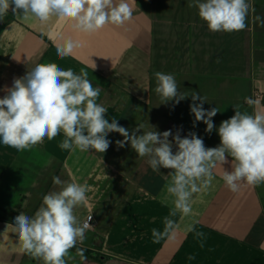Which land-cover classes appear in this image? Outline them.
Listing matches in <instances>:
<instances>
[{"label":"crops","instance_id":"crops-1","mask_svg":"<svg viewBox=\"0 0 264 264\" xmlns=\"http://www.w3.org/2000/svg\"><path fill=\"white\" fill-rule=\"evenodd\" d=\"M128 2L130 21L91 34L75 30L70 20L52 17L41 23L9 11L0 21V98L36 64L56 63L77 74L86 71L102 89L98 103L107 109L106 118H115L129 134L139 124L145 128L137 135L151 126L173 135L179 129L182 138L194 132L205 147H217V129L235 114L234 105L249 114L264 113V27L254 20L264 17V0H249L246 29L232 33L209 31L190 0ZM69 38L82 46L61 58L57 45ZM157 71L174 74L180 92L206 97L205 110H220L211 133L195 121L190 95L179 104H161ZM246 97L258 104L247 105ZM63 139V133L45 138L25 151L0 143V264H43L21 250L14 221L21 212L33 216L45 194L60 190L52 183L54 175L88 187L87 202L75 215L81 222L93 217L86 240L77 245L90 256L82 261L71 251L73 264H264V185L244 184L233 193L217 166L209 188L193 195L192 212L170 217L177 225L174 234L154 243L152 229L163 231L174 206L165 189L169 170L153 171L148 157H139L130 142L118 148L116 141L124 137L116 132L108 134L105 153L61 149ZM228 160L223 167L230 171ZM189 225L205 237L187 231Z\"/></svg>","mask_w":264,"mask_h":264},{"label":"clouds","instance_id":"clouds-1","mask_svg":"<svg viewBox=\"0 0 264 264\" xmlns=\"http://www.w3.org/2000/svg\"><path fill=\"white\" fill-rule=\"evenodd\" d=\"M189 7L198 9L209 31L232 33L246 29L252 6L249 0H190ZM9 11L13 15L22 13L24 18L35 17L41 23L49 22L52 17L70 20L75 30L88 34L108 25L123 26L133 16L128 0H0V21ZM254 20L264 27V17L257 15ZM81 46L69 38L57 45V54L61 58L70 56ZM155 79V93L161 104L170 101L179 104L190 95L193 101L190 111L195 121L206 124V132L213 131L212 118L220 110L217 107L205 110L206 97L195 91L180 92L174 74L157 71ZM5 91L0 98V143L8 147L31 150L45 138L52 140L63 133L61 149L105 153L111 143L108 134L116 132L124 137L116 141L118 148L130 142L139 157H148L153 171L169 170L170 182L165 189L174 198V206L164 218L163 231L152 229L154 243L174 234L177 225L170 217L177 212L184 216L192 212L193 195L209 188L217 166L223 169L222 179L233 193L239 192L244 184L264 185V113L249 114L241 111V105H234L235 114L223 120L217 129L219 146L205 147L203 139L194 132L182 138L179 129L173 135L171 130L159 132L151 126L137 135L145 128L143 124L129 134L115 118L109 122L107 109L98 103L102 89L94 87L83 70L77 74L56 63H39L23 77L15 78L12 87ZM197 100L199 104L195 103ZM245 103L254 106L258 101L246 97ZM228 157H231L230 171L223 167L229 163ZM52 183L62 187L45 194L33 216L21 212L15 217L14 228L21 250L43 264H68L73 259L71 250L76 248V254L86 261L84 249L77 245L86 240L92 216L81 222L75 210L86 204L88 187L65 183L55 175ZM187 231L195 232L201 240L205 237L194 225H189Z\"/></svg>","mask_w":264,"mask_h":264},{"label":"trees","instance_id":"trees-1","mask_svg":"<svg viewBox=\"0 0 264 264\" xmlns=\"http://www.w3.org/2000/svg\"><path fill=\"white\" fill-rule=\"evenodd\" d=\"M71 251L76 254V248H73ZM84 254L86 257L90 256V252L88 250H84ZM94 259L99 262L101 261V257H95ZM104 259H107V258L105 257Z\"/></svg>","mask_w":264,"mask_h":264},{"label":"built area","instance_id":"built-area-1","mask_svg":"<svg viewBox=\"0 0 264 264\" xmlns=\"http://www.w3.org/2000/svg\"><path fill=\"white\" fill-rule=\"evenodd\" d=\"M89 216H90V215H87V216L85 217L84 221L87 220V218H88ZM91 216H92V215H91ZM92 220H93V217H92L91 221H89L90 224L92 223ZM90 228H91V227H90Z\"/></svg>","mask_w":264,"mask_h":264},{"label":"rangeland","instance_id":"rangeland-1","mask_svg":"<svg viewBox=\"0 0 264 264\" xmlns=\"http://www.w3.org/2000/svg\"><path fill=\"white\" fill-rule=\"evenodd\" d=\"M72 262H71V260H68V264H71ZM73 264V263H72Z\"/></svg>","mask_w":264,"mask_h":264}]
</instances>
